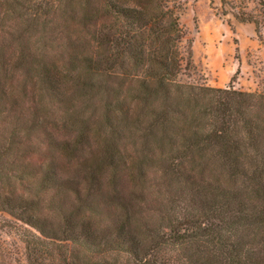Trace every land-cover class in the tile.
I'll return each instance as SVG.
<instances>
[{
	"label": "trees",
	"instance_id": "16d2710c",
	"mask_svg": "<svg viewBox=\"0 0 264 264\" xmlns=\"http://www.w3.org/2000/svg\"><path fill=\"white\" fill-rule=\"evenodd\" d=\"M180 12L0 0V212L27 264H264V94L180 81Z\"/></svg>",
	"mask_w": 264,
	"mask_h": 264
},
{
	"label": "rangeland",
	"instance_id": "374dc122",
	"mask_svg": "<svg viewBox=\"0 0 264 264\" xmlns=\"http://www.w3.org/2000/svg\"><path fill=\"white\" fill-rule=\"evenodd\" d=\"M179 3L186 33L182 49L191 52V64L179 80L264 94V0ZM22 231L19 222L0 212V264H27Z\"/></svg>",
	"mask_w": 264,
	"mask_h": 264
}]
</instances>
